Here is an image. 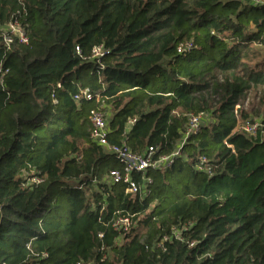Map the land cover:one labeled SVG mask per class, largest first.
Wrapping results in <instances>:
<instances>
[{"label": "trees", "instance_id": "obj_1", "mask_svg": "<svg viewBox=\"0 0 264 264\" xmlns=\"http://www.w3.org/2000/svg\"><path fill=\"white\" fill-rule=\"evenodd\" d=\"M262 1L0 0L28 37L0 31V264H264V130L239 128L252 94L264 125ZM92 110L110 146L180 155L129 192Z\"/></svg>", "mask_w": 264, "mask_h": 264}, {"label": "built area", "instance_id": "obj_2", "mask_svg": "<svg viewBox=\"0 0 264 264\" xmlns=\"http://www.w3.org/2000/svg\"><path fill=\"white\" fill-rule=\"evenodd\" d=\"M257 3L263 2L262 0H254ZM6 31H3L0 28V31H3V38L6 45H10L16 39L20 43H27L28 37L26 35L25 29L18 23L13 22L7 25ZM194 47V43L192 41H187L182 43L178 52H190ZM78 53H80V49L77 48ZM94 56L100 57L102 55V47H98L94 49ZM81 97L91 100L93 98V94L88 90H82L80 94L75 96L76 100H79ZM90 122L92 124V138L99 144L103 146H107L111 152L115 153L120 159L121 163L124 165V172L122 173L119 170H114L111 172V181L114 183L125 182L129 184V192L133 194H137L140 192V187L138 184L133 181L131 178L132 172H141L145 173L149 169L165 171L171 168L177 156L180 155L179 149H177L174 153L170 155H162L155 158L156 150L153 147H150L147 151L141 154L131 152L127 147L120 146H110L108 143V119L106 117V113L100 110H92L90 113ZM202 125V116L201 115H192L190 118L189 126L184 134V138L181 144L185 143L188 137L199 131ZM241 131L248 133L250 136H256L259 129L264 130V125L261 120H246L241 122L239 125ZM202 162H206V158L202 159ZM148 182L150 180H147ZM119 227L128 230L131 226V221L129 218H123L119 220Z\"/></svg>", "mask_w": 264, "mask_h": 264}, {"label": "rangeland", "instance_id": "obj_3", "mask_svg": "<svg viewBox=\"0 0 264 264\" xmlns=\"http://www.w3.org/2000/svg\"><path fill=\"white\" fill-rule=\"evenodd\" d=\"M2 29L3 31L7 30V28H2ZM259 105H260L259 98L256 97L254 94L250 95L245 103V110H247L250 113V119L254 120L258 118L255 111L258 109ZM107 113L109 114V112ZM108 117H110V114L108 115Z\"/></svg>", "mask_w": 264, "mask_h": 264}]
</instances>
